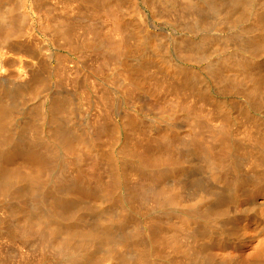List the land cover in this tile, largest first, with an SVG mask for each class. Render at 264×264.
I'll return each instance as SVG.
<instances>
[{
    "label": "rangeland",
    "instance_id": "374dc122",
    "mask_svg": "<svg viewBox=\"0 0 264 264\" xmlns=\"http://www.w3.org/2000/svg\"><path fill=\"white\" fill-rule=\"evenodd\" d=\"M111 1L118 2V0ZM241 1L239 12L241 13V11H244L242 13L244 16L242 14L240 15V13L239 15L245 21L238 23L236 21L238 15H235L232 19L233 21H230L231 25L236 24V26L234 25L235 28L233 25L230 27L231 25L229 23L224 25L223 28L225 27L228 30L224 29L221 37H228L230 34H232L230 37H233V34H236L240 28L250 30L256 27L257 23L256 20H254L256 19L255 15L262 9L264 0ZM101 2H103V0ZM223 2L226 4L225 0H223ZM228 3L229 1L227 4ZM241 3L244 5L241 6ZM88 5L90 6V4H87L86 8L85 5L82 7L76 0H2L1 8L3 10L14 8L15 10H13L12 14L15 16H12V25L10 23L8 24L6 18H4V20L0 19L1 26L5 24V26H7L6 28H9L7 30L6 28L4 29L5 26H2L5 32H12V30L15 31L17 29V33L15 31L13 34L14 36L12 34L3 33L4 31L1 30L4 38H0V89H5L16 95L14 96L15 100L12 99L9 102H13L11 105L13 104V107L15 106L17 113L18 111L22 113H18L22 116L18 115V117H16L17 115H14L16 119L12 127L15 125L16 129L11 128L15 130H13L14 139L16 137H18L16 138L18 140L23 138V136H20L23 132V123L28 122L29 118H32L34 122L37 123V134L39 133L43 141L40 140L39 136V140H37L38 142L41 141L39 143H42L43 146L45 139L47 141L48 139H52L53 131L56 126V116L53 110L56 105L59 106L63 103L66 107V103L69 104L65 116L63 115V120H65L64 124H67H65V126L72 132H75L76 135L84 136L86 139H88L86 136V128L88 124H90V121L94 123V121L96 122L102 119L101 121L104 122L106 118L107 120L105 119V122H107L106 127L108 126V130L104 134L101 133L102 131L100 130L97 131L98 129L95 130V135L96 133H98V135L101 134L100 139L95 142L93 140L94 144L91 145L90 149L85 143L82 145V141L77 142L81 145H78L81 149L78 150L80 152L82 151L83 158L80 162L82 165L81 167L80 163L74 164V161H72L73 165H75L74 171L76 169V172L78 170L88 172L94 161L93 159H96L98 156H100L102 160L114 163L113 165L115 167V165L121 164L122 160L120 156H123V151L125 148L127 149L128 146L131 148L133 146V148L135 147L138 151L140 148L142 149V147L151 148V146L154 145L152 147H155L156 153L162 151L163 155L170 154L176 165L181 166L175 172L171 171L167 173L168 175L156 183L158 190L176 189L175 191H177V196L180 200H178L180 203H177V205L179 204V207H183V211L180 209L182 212L179 211L177 213L181 214L178 215L174 212L176 214L175 216L174 213L171 214L166 210H158L157 212L155 211L156 213L147 211L145 216L146 209L141 207L142 210L145 209L144 212L142 211L144 214L139 210L140 212L134 217V222L118 229L120 233H123H119L120 235L132 234L134 232L132 228H136V224H139L141 227L149 224L156 237L158 234V238L156 239L160 243L156 248L157 252H153V264H260L263 262L264 224L262 223H264V196H262V194L264 195V185L256 181V176L264 171V166H261V168L263 167L262 169L260 167L256 169L254 166L257 170L255 171V169L250 166L252 157L247 151L252 144H264V105L260 103L257 98H252L247 94V89L253 86L252 83H242L241 85L235 83H219L211 74L212 65L210 64L219 61L218 59L221 60L225 48L228 49V51L231 49L230 51L234 52L235 47L227 46L224 44V40L223 43L220 39L215 43L217 41V39H215L216 41L214 40L212 42L213 44L211 43L209 45L212 47L209 49L207 46L206 49H204L206 52H203L204 55L199 59L187 58L184 55L186 58L181 61V59H178L179 57L175 58L177 54H174V50L172 51L173 46H170L169 43L168 46L169 49H171L170 54L172 58H169V60H172L174 65L173 68L176 69L177 63L178 66L181 63L179 68L185 65L184 71L179 70L180 78H183V82L175 83L171 77H169V81L167 80V74L173 77L176 71L172 68L168 69L169 67H166L164 60L151 62L153 64H145L144 62L140 64L132 59L135 52L134 46L137 44L138 37L140 36L139 30L136 32L138 28L137 15L135 14L136 9L140 7V9L145 12L148 23L151 24H149L151 27L150 29H152L151 31H154V29L157 30L158 34L161 35L160 39L162 38L161 40H164L162 42H164L165 45L168 43V41L165 40L166 37L176 38V36L179 37L180 34L181 36L183 35V37L189 34V38L191 37V39L188 37L186 38L189 41L191 40L190 42L186 40L185 37H182L189 44L193 40L198 42L197 40L204 35L203 31L196 29L199 31L197 32L195 28H189L192 26L186 27L184 23L173 18L175 16L170 10H165V13H160L161 10L157 8L145 6L142 0H121L118 7L116 4V7L112 4L115 10H113L114 8L111 10L112 5L107 9H101L102 7H100L101 5L99 3L95 5L96 8H99H97L98 10L96 9V11L95 9H91ZM241 8L247 10H241ZM103 13L105 15H103ZM111 13L115 14L113 15ZM167 13L171 14L172 17ZM246 14H248V16H246ZM109 15L111 18L113 17L112 20ZM164 15L169 17L166 18ZM117 17L120 20L122 18L124 34L121 33L123 30L120 29L118 25L119 28L116 25H112L113 22L116 23ZM114 18L117 19L115 20ZM210 19H212V17L207 20H209V22L214 21L213 19L210 21ZM200 26L198 28H200ZM71 27L72 29L74 28V30H72ZM202 27L205 29L206 25ZM10 28L12 30H10ZM116 28L122 31H119V33ZM185 28L187 32L184 31ZM261 28L262 27L258 28V30L257 28L254 29L255 33H260L262 30ZM188 29H190V31ZM1 31L0 37L2 36ZM71 33H73V35ZM5 34L10 36L8 37V35L6 36ZM215 35L217 36L216 33ZM7 38L9 39L5 41ZM255 38H257V35H255ZM124 42L127 43L132 49L131 52H133L131 59H129L127 63H124V65L132 69V76L136 81L135 86L138 85L134 89L131 87V90L128 88L127 83H124L126 77L124 75H119L116 70V63L114 65V62H116L114 59H116L118 54V48H120L119 46H123ZM195 42L193 41L192 43L195 44ZM254 42L259 47L258 49L260 51L262 48L264 49L263 38H258L254 40ZM175 48L174 45L173 49ZM260 51H258V53L259 56L261 55V60L255 68H253V71L256 72L258 68V72L255 73L257 74L256 79L263 81L264 55L262 54L264 50L262 53ZM207 54L209 55V57H206L208 59L205 58ZM211 58L216 61H211ZM200 59L202 61H200ZM229 74L237 77V75H243V72L233 71L229 72ZM184 81L186 83H184ZM261 84L264 86V83L261 82ZM178 88H180V93ZM129 90L131 91V96L123 97L124 94L126 95V91ZM184 90L186 92H184ZM163 103L166 105L164 106ZM159 104L166 108L169 106L168 109H175L178 112V117H176L177 120H171L172 122H160L157 126H154L150 120H147L142 124L141 130L136 128L137 131H134L132 128V120L136 118L134 115L135 111L138 109L142 111L143 114L146 113L147 115L146 111L149 109L148 118H152V116L158 115L155 114V111ZM103 106L106 110L103 109ZM106 106H109L108 109ZM101 112L102 114L104 112L106 113L102 115ZM190 115H193V118ZM103 116L105 117L104 119ZM147 122H150V124ZM209 127L213 128L209 129ZM218 132L223 133L222 141L220 140L222 136L220 135L221 137H217L218 135L215 134ZM209 134L210 136H208ZM225 134L228 135L225 136L226 138L224 137ZM214 135L217 136L215 137ZM199 138H202V140L198 142L197 139ZM226 139L227 141L232 139L230 143H235L233 145L236 148H233L232 153L236 152L237 154L238 151L239 154H232L233 158L231 157V160L238 158L236 161L237 163L232 162L236 165L235 167L233 164V168L236 169H234V171L239 172V174L238 172L235 174L237 176L239 175V182L235 187L231 184V179L219 173L218 167L211 166L210 163L206 162L208 161L206 155L212 157L213 154L217 155V152H222V149L226 148L225 145H228ZM218 140L220 141L218 142ZM202 141L204 145H202ZM209 142L212 143L210 144ZM223 142L225 144H223ZM167 143H169V146H172V148H170ZM140 144L142 147L139 146ZM149 144L150 146H148ZM237 145H239V148ZM200 146H205V148L203 149V147ZM151 150H154V148ZM164 150H166V153ZM168 151L170 152L168 153ZM226 151L227 149L225 152ZM259 153V150H252V156L255 155V159L257 156L261 158L264 156ZM21 158L23 159V157H20V159L19 157L15 158L16 161L13 160L14 158H11L13 162L11 163L10 161L11 167L15 172H18V174L28 176L30 175V170L28 171V168L21 166L23 164ZM76 166H78V168ZM122 170L121 168V171ZM231 172H233V170ZM253 172L256 175H253ZM256 172H258V174ZM254 177L256 178L254 179ZM251 179L253 180L251 181ZM254 181L258 183L255 184ZM256 185L258 186L256 187ZM174 186H176V188ZM208 188L210 190H207ZM215 189H217L216 192L220 189L228 190L225 194V206H220L221 210L225 209L227 212L226 215L220 220L210 221L211 223L208 222L205 224L203 221V223L199 222L201 220H197V217L196 220L194 219L195 217L192 218V213L189 214V216L187 215V211L196 212L198 209L200 213H205V215H211L207 211H213L214 213L213 208L217 206L214 204L215 200L204 202L202 198H205L204 195L207 191H209L207 192V194H209L211 191L214 192ZM203 193L205 194L203 195ZM259 193L261 194L259 195ZM193 196H197L195 197L196 199H194ZM10 199L11 198L7 199V197L0 195V264H55L56 261L59 262L57 259L53 261L55 258H52L53 255L49 253L48 254L51 255V261H49L50 256H47L48 254L45 253V258L43 257L44 253H41V242H39L38 237L35 238L36 236H32L35 238H33V241L31 237L28 238L29 242H26L28 239H22L24 242L21 240V237L18 236V230L21 229L20 226L27 216L25 212L23 210L21 211L18 207V200H15V198ZM88 200L90 201V199ZM200 202H202V204ZM206 203L207 206H204ZM199 204H201V207ZM190 205H193L192 207L195 205L196 207L192 208ZM197 205H199V208ZM208 206H212V208ZM85 207L86 208H82L81 211L79 210L78 216L79 218L81 217V221L85 222L84 224H86L87 228H89V225L90 227L95 225L94 227L96 228L98 226H96V224H98L100 219V221L108 220L114 212L109 206L104 208H96L93 206L91 210H88L91 206L89 208H87L88 206ZM40 208V212L42 213L44 211L42 208L44 207ZM184 208L187 210L186 212ZM187 218H192L193 220H188ZM95 222L96 224H94ZM14 228L16 230L18 228V232H16ZM127 228H129V230ZM109 229H111L110 231L113 233L115 228ZM116 230L117 228L115 232L118 233ZM121 230L123 232H121ZM200 231L202 232L201 235H197L196 233H200ZM116 233L114 237L117 239L120 235ZM162 234H164V236ZM194 236L196 238H194ZM202 240L204 243H201ZM189 244L192 246L190 247ZM204 244H206L205 248L201 247ZM206 246H208V249ZM200 251H203L201 252L202 255H200ZM206 251H208V253ZM258 252H260L259 256ZM101 253L104 254L103 252ZM101 253L98 255L100 256ZM189 253H192V257ZM203 255L205 256L204 258L202 257ZM131 256H133L132 253L130 257ZM164 256H166V258ZM260 257L262 261L257 260V258L260 259ZM248 259H250V262ZM129 262L130 261H127L128 264Z\"/></svg>",
    "mask_w": 264,
    "mask_h": 264
},
{
    "label": "bare ground",
    "instance_id": "6f19581e",
    "mask_svg": "<svg viewBox=\"0 0 264 264\" xmlns=\"http://www.w3.org/2000/svg\"><path fill=\"white\" fill-rule=\"evenodd\" d=\"M76 1L79 2V4H81L82 7L85 5V8H86L87 4H90V6L89 5L88 6L91 9L96 10L98 7L96 8L95 5H97L99 3L101 5V6L100 5L99 6L102 7L101 9H103V8L107 9L112 4H114V6L116 4L118 7L120 5L121 0H118V2H113L111 0H103V2H101L102 0L101 1L100 0H76ZM226 1L227 0H225V2ZM228 1H229V3L227 4ZM228 1L225 4L223 2V0H142V2L144 3L145 6H150V7L152 6L154 8H157L158 10L162 11V12L160 11V13H163V12L165 13V10L166 11L170 10V12H172L173 15L175 16V17H173L174 19L176 18L179 22L184 23L186 27L192 26L189 28H192V29L195 28V31H197L196 29L203 31L204 35L202 36V34H201L202 32H201L200 35L202 36V38L197 40L198 42H195V40H193L195 42V44L192 43L193 41L191 42L194 45H192L191 43L189 44L186 41V40H188L186 37L189 38V34H188V36H184L186 40L183 39L184 37H183V35L181 36V34L179 37L175 35L176 38H167L166 37L165 40H167L168 43L165 45V43L162 42L164 40H161L162 38L160 39L161 35L158 34L157 30H155L153 28L154 31H151L152 29H150L151 28L149 26L150 23H148L147 16L145 15V12L143 10H141L140 7L137 6L138 8L136 9L135 14L137 15L138 28H137L136 32L139 30L140 36L138 37L137 44L134 46L135 52L133 54L132 59L136 60L140 64L143 62L145 64H153L151 62H158L159 60L160 61L164 60L166 67H169L168 69L172 68L176 71L175 74L173 75V77L170 74H167L168 75L167 80L169 79V77H171L173 82L182 83L183 78L182 79L180 78L179 70L184 71L185 65H184V67L179 68L181 63L179 66L177 63L176 69L178 71L175 68H173L174 65L172 63V60H169V58L170 59H172V58H171V54H170L171 49H169L168 44L170 43V46L172 45L173 47L175 45L176 48L178 46V48H177L178 50L176 48H175L176 49L175 50L172 47V51L174 50V54L176 53L178 55L177 56L175 54L176 55L175 58L179 57L178 59H181V61H182L186 57L187 58H193V59H196V58L199 59L200 57H202L204 55L203 52H206V51H204V49H206L207 46L209 47V49L212 47V46L210 47L209 45L215 39H217V41L215 40L216 41L215 43L218 42V39H220V41L222 40V42L224 40L225 43L224 42L223 43L226 44L227 46L235 47L234 52H231L230 51L231 49L228 51V49L225 48L223 50L224 55H222L223 53L221 54L222 55L221 60L218 59L219 61L215 60L216 61L215 62L214 59L211 58L212 59L211 61L215 62L212 64L210 61V63H211L210 65H212L211 66L212 76L216 80H218L219 83H235V84H239V85H241L242 83H252L253 86L251 88L247 89V94L250 95V97H252V98H257V100H259L260 103H262L264 105V86H262V84H261V82L264 83V78L262 77L263 81L256 79L257 74H255V73L258 72V68H257L258 66L256 67L257 71L256 70H255L256 72L253 71V68H255V66L261 60V58H260L261 55L259 56V53H258V51H260L258 49L259 47L255 44L254 40H256L258 38L264 39V3L262 5V9H260V12H258L255 15L256 19H254V20H256L257 25L255 28L254 27L253 28L254 29L257 28V30H258V28L262 27L261 32L259 29L260 33H255V30L253 28L250 30H247V29L245 30V28L239 29V26H238L239 30L237 31L236 34H233V37H230L232 34H230L228 37L227 36L221 37V35H223L222 33L224 32V29L225 30L227 29L225 27L223 28V26L228 24V23L230 24V21H233L232 19L234 18L235 15H238L236 17V21L238 23H240L241 21L242 22L245 21L242 17H240V15L244 11H241V13L239 12L241 0L240 1L228 0ZM241 2H243V0ZM1 4H2V0H0V19L4 20V18H6V20H8V24L9 23L11 24L12 16H15L12 13H13V10H15V9L14 8H8L7 10H3L1 8ZM242 5H244V4L241 3V6ZM115 7H113V5H112V8L111 7L110 8H111V10L114 8L113 10H115ZM249 8H250V6H249ZM111 10H109V11L112 12ZM241 10L246 11L247 9L241 8ZM89 12H87V13H89ZM104 13H105V11H104ZM104 13H103V15L106 14V13L105 14ZM239 13H240V15H239ZM111 14L114 15L115 13H111ZM167 14H169V13H167ZM170 15L171 14H169V16ZM164 16H166V15H164ZM169 16H166V18ZM246 16H248V14H246ZM102 17H104V16H102ZM170 17H172V15ZM210 17H212V19L214 17H216V18L213 19L214 20L213 22L211 21L212 19H210L211 22H209V20H207V19ZM13 18H15V17H13ZM110 18H111V16H110ZM112 18H111V20H112ZM244 18H246V17H244ZM23 20H25V19H23ZM13 22H14V20H13ZM114 23L115 22H113V24L112 23L111 24L116 25V26L118 25L120 27V29H122L123 31L118 30L117 28L116 29L118 30V32L122 31L121 33L124 34V26L122 25V23H123L122 18H121V20L119 18L116 20L117 24L116 23L114 24ZM182 23H181V26H182ZM204 25H206L205 29H203V27H202ZM232 25L230 27H232ZM234 25L236 26V24H234ZM234 25H233V27H234ZM2 26H5V24ZM2 26L0 24V31L1 30L4 31V29L7 27V26H5L3 29ZM199 26H200V28H198ZM229 26H226V27H229ZM11 28H10V30L15 29L14 27L12 29ZM6 29L8 30L9 28H6ZM71 29H72V27H71ZM72 30H74V28ZM188 30L190 31V29H188ZM13 31L14 30H12V32L9 31L10 33L8 31L7 32L4 31L3 33H8L10 35L11 34L13 35L15 33V31L14 32ZM18 31H20V30H18ZM184 31L187 32V29L185 28ZM197 32H199V31H197ZM213 32H214V34H213ZM1 33H2V31H1ZM3 33H2V36L0 38H2V37L4 38ZM16 33H17V31H16ZM215 33L217 34V36L215 35ZM71 34L73 35V33H71ZM71 34H69V35H71ZM10 35H8V37ZM255 35H257V38H255ZM190 36H192V35H190ZM181 38H182V40H181ZM8 39L9 38H7L5 41H7ZM189 39H191V37ZM171 43H173L174 45ZM226 45H225V47H226ZM119 47L120 48H118V54L116 56V59H114L116 61V62H114V65L116 63V70H117L118 74L124 75L126 77L125 78L126 81L123 79L125 81L124 83H127L128 88H130V90H131V87H133L132 89H134L138 85L135 86L136 81L132 76V73H133L132 69H129V66H127V65L125 66L124 63H127V61L129 59H131V55L133 52H131L132 49L127 45L126 42L123 43V46H119ZM263 50L264 49L262 48L260 52L262 53ZM220 53H219V55H220ZM262 55H264V53ZM206 57H209V55L207 54L205 56V58ZM213 58H214V56H213ZM262 58H263V56H262ZM203 59H204V57H203ZM206 59H208V58H206ZM174 61H177V60H174ZM200 61H202V60L200 59ZM142 66H143V64H142ZM182 66H183V64H182ZM114 68H115V66H114ZM259 70H260V68H259ZM233 71L243 72V75H241V76L237 75V77L231 76V74H229V72H233ZM184 73H186V72H184ZM188 80H187V82H188ZM184 83H186V82L184 81ZM130 90L126 91V95L124 94V96L123 95L122 96L123 97H126V96L130 97L131 96ZM178 91H179V93L181 92L180 88H178ZM178 91H176V92H178ZM184 92H186V91L184 90ZM14 96H16V95H14L11 92L6 91L5 89H0V195L7 197V199L8 198H11V199L15 198V200H18V203H19L18 207L21 209V211L23 210L27 216L25 218V220L23 221V224L20 226L21 229L18 230V228H17V230L19 232L14 228L16 230V232H18V234H19L18 236L21 237V240L22 239L26 240V239L31 237L32 241H33L35 238L38 237L39 242H41V246H40L41 253H44L43 257L45 258V253L46 254L49 253V254L53 255L52 258H55V260H53V261H56V259L59 261V262L56 261V263L54 262L55 264H57V263L58 264H126L127 261H130L129 264H153L154 263L153 252L156 251V248L158 247V245L160 243L156 239V238H158V234L156 237L155 233L151 229L152 227H150L149 224L146 226H143V227L139 226V224H136V228L135 227H134V229L132 228V230H134V232L132 234H128L126 232L128 235H124V236L120 235L123 233H120V231L118 229L123 228L124 226H127L129 223L131 224V222H134L133 221L134 217L138 212H140L139 210H141V212L142 211L144 212V210L146 209L145 210V216H146L147 211H149L150 213H152V212L156 213L158 210L159 211L160 210H162V211L166 210L171 214L174 212L175 213L179 212L180 209L183 211V209H182L183 207L180 206L181 207L180 208L178 206L179 204L177 205V203H180L179 202L180 200L177 196V191H175L176 189L173 188L174 190L173 189L172 190L171 189L170 190L169 189L158 190V188L156 187L157 181L162 180L166 175H168L167 173H170L171 171L175 172L181 166L176 165L175 161L172 160L170 154L163 155L162 151L156 153L155 147H152L154 145H152L151 148L150 147H144L143 148L141 146V144H142L141 143L139 146L142 147V149L140 148V150H138V151L135 149V147L133 148L132 145H131L132 148L128 146L127 149L125 148L126 150L124 149V151H123L124 153L122 152L123 156H120L122 162H121V164H117V166L120 168V170L116 165L114 167V165H113L114 163H112L110 161L102 160L100 158V156H98V157L95 156L96 159H93L94 160L93 163L91 164V166L89 165L90 168L88 166V168H89L88 172H85L84 170H81V171L78 170L76 172V169L74 171L75 165H73L72 161H74V164H78L81 162V160L83 158L82 153H81L82 151L80 152L78 150V149H80L78 146V145H80V143H77V142L82 141L81 144L83 145V143H85L86 146H89V149H90L91 145L94 144L95 141H98L100 139L101 134L98 135V133H96V135H95V130L98 129L97 131L100 130V131H102L101 133H103V134L108 130V128H107L108 126L106 127L107 122H105L107 119L103 116V119L104 118L106 119V120L104 119V122L101 121L102 119L99 120L100 123H99V121H96V122L94 121V123H92V121H90V124H88V126L86 128V133H87L86 136L88 138V139H86V137H84V136L76 135L75 132H72L70 129H68L65 126L66 123L64 124L65 120H63V118L65 116V112L69 108L68 107L69 104L65 102L67 107L64 105V103L62 105H59V106L56 105L54 110H53V113L56 116V119H55L56 120V126H55L54 131H53L52 139H48V141L45 139V143L43 142L44 145L42 146V143H39V142H41L43 140L39 136V133L37 134V129H36L37 123L34 122V120L32 118H29L28 122H26V123L24 122L25 124L23 123V125H24L23 126V132H22V135H20V136H23V138L19 137L20 139L18 140V139H16L18 137H16L14 139V131L15 130L13 129L14 130L13 131L11 129V128H15V125L12 127V124H14L15 119H16L14 117V115L15 116L17 115L16 117H18V115L21 113L20 111L17 110L18 113L20 112L18 114L16 112L15 106L13 107V104L11 105V103H13V102H11V103L9 102L15 98ZM21 96H22V94H21ZM22 99H23V97H22ZM16 101H17V99H16ZM160 104H159L157 110L155 111V114H158V115L152 116V118H148L149 109H148V111H146L147 115H146V113L143 114L142 111H139L137 109L134 113L136 118L132 120L133 121L132 122L133 130L137 131L136 128L141 130L142 124H144L147 120H150L154 126H157L158 123H160V122H166V121L172 122L171 120H177L176 117H178L177 116L178 112L175 109L174 110L171 108L168 109L169 106H167L168 108L164 107L166 104L163 103L164 104V106L162 105L163 107ZM108 107L106 106L107 109H108ZM14 109H15V112L17 114L14 112ZM103 109H104V106H103ZM104 110H106V109H104ZM189 111H190V109H189ZM105 113L106 112H104L103 114H105ZM101 114H102V112H101ZM102 115H101V117H102ZM19 116H22V115H19ZM106 116H108V115H106ZM187 116H189V115H187ZM190 116H192V118H193V115H190ZM109 117H110V115H109ZM195 117H196V115H195ZM92 120H94V119H92ZM19 121H21V120H19ZM147 123L150 124V122H147ZM16 124H18V123H16ZM205 124H207V123H205ZM95 125H96V127H95ZM211 128H213V127H211ZM211 128L209 127V129H211ZM222 128H220V129H222ZM11 130L13 131V133ZM200 133H202V132H200ZM16 134H17V131H16ZM82 134H84V133H82ZM103 134H102V136H103ZM215 134L218 135V136L214 135L215 137L216 136L217 137L222 136V138H220V140L223 139V133L218 132ZM226 135L227 134H225L224 137ZM38 136L40 137V140H41L39 142H38V140H39ZM208 136H210V134ZM196 138H198V137H196ZM101 139H102V137H101ZM232 139H229L228 140L229 142L226 139L228 145H225L226 146L225 149L223 148L224 152L222 149V152H217V155L213 154L214 157L213 156L209 157V155H206L207 160H208L206 162L210 163L211 166L218 167L219 173L224 175L225 177H228L229 179H231L230 182L235 187V186H237V184L239 182V178H238L239 175L238 176L235 175L238 171H236V172L234 171V169H235V168H233L234 163H232V162H236L238 158L237 157H236L237 159L234 158L235 159V161H234V159L231 160V157H232V154L237 155L238 151L235 149L237 151V154H236V152L232 153L233 148H236L233 145V144H235L234 142H233V144L230 143V140H232ZM93 140H94V142H93ZM197 140L199 142L200 140H202V138H199ZM220 140H218V142ZM252 142H254V141H252ZM257 142H259V141H257ZM138 143H137V145H138ZM167 144L169 146V143H167ZM206 144H207V142H206ZM223 144H225V143L223 142ZM194 145H195V143H194ZM202 145H204L203 141H202ZM263 145L262 144H257V145L252 144L251 147H249V150L247 151V153L252 157V161L250 163V166H252L254 169H255V167H256V169H258L259 167L261 168V166H264V158H263L264 156L262 158L257 156V158L255 159L256 156L255 155L252 156V150H257V151L259 150V152L261 153V154L260 153L259 154L264 155ZM148 146H150V144ZM206 146H208V145H206ZM237 146L239 148V145H237ZM200 147H203V146H200ZM84 148H85V146H84ZM152 148H154V150H151ZM170 148H172V146ZM204 148H205V146L203 147V149ZM245 148H247V147H245ZM226 149H227V151L225 152ZM164 151L166 153V150H164ZM169 152L170 151H168V153ZM17 157H19V159H20V157H23V159L21 158L23 160V164L21 166L28 168V171L30 170V175L22 176V175L18 174V172H15V170L12 169L10 161L13 158H14L13 160H15V158H17ZM107 160H109V159H107ZM111 161H112V157H111ZM84 162H86V161H84ZM115 162H117V161H115ZM11 163H13V162L11 161ZM19 163H21V162H19ZM81 166L82 165L80 163V167ZM76 167L78 168V166H76ZM235 167H236V165H235ZM121 168L123 169L122 171H121ZM256 169H255V171H257ZM261 169H259V170H261ZM232 170H233V172H231ZM262 172L259 174H258V172H256L258 174V176H256L257 178L254 177V179L256 178V181H258L259 184L264 185V171H262ZM26 173H27V171H26ZM238 174H239V172H238ZM253 175H256V174L254 173ZM252 180L253 179H251V181ZM258 182L254 181L255 184ZM257 186L258 185H256V187ZM174 187L176 188V186H174ZM194 189H196V188H194ZM258 189H259V187H258ZM207 190H210V189L208 188ZM231 190H232V188H231ZM216 191H217V189H215L214 192L211 191V193H209V194H207V192H209V191H207L206 194L203 193V195L205 194L204 199L201 196V198H202V200H204V202L205 201L208 202V200L209 201L215 200V203H214V201H213V203L216 204L217 206L214 207L212 205L214 207L213 208L214 213H213V211L212 212L207 211L211 215H208V214L205 215V213H200V211L198 209L199 205L201 207V204H202V202H200L201 204L197 205L198 208H196V209H198V210H196L197 213L195 211L188 212L184 208L185 212L187 211V213H188L187 215L189 216V214L192 213V215H193L192 218L195 217L194 219L196 220V217H197V220L200 219L201 221H199V222L203 221L204 224L208 223L210 221L212 222V221L220 220L224 215L227 214L225 209L221 210L220 206H225L224 205L226 202L225 194L228 192V190L227 189H220V190H218V192H216ZM260 194L261 193H259V195ZM262 196H264V195L262 194ZM195 197H197V196H195ZM195 197H194V199H196ZM199 198H200V196H199ZM88 199H90V201ZM204 202H203V204H204ZM259 202H260V200H259ZM39 206L44 207V208H42V210H44L42 213L40 212L41 208ZM85 206H88L87 208H89L91 206L88 210H91V208H93V206L96 208L97 207L104 208V207L109 206L111 209L114 210V212L111 214V216L108 220L100 221L101 220L100 219L98 224H96V222H95L94 224H96V226L98 225L96 228L94 227L95 225L91 226V227L89 225V228H87L86 224H84L85 222L81 221L80 220L81 217L79 218V216H78L79 210L81 211L82 208H86ZM190 206L192 207L193 205H190ZM204 206H207V203ZM212 206L211 207L208 206V207L212 208ZM141 207L142 208L144 207L145 209L142 210ZM195 207L196 206L194 205V207H192V208H195ZM187 208H188V206H187ZM215 208H216V210H215ZM205 210H207V209H205ZM182 211H180V212H182ZM201 212H203V211H201ZM142 213H141V215H142ZM177 214L180 215L181 213H177ZM21 215H23V214H21ZM175 216H176V214H175ZM192 218H190V219L193 220ZM16 219H17V217H16ZM190 219H188V220H190ZM149 222H150V220H149ZM214 223H212V224H214ZM262 224H264V223H262ZM16 226H17V224H16ZM109 228H115V229L117 228L116 231H118V233L115 232V229H114V232L116 234L120 233L119 238H117L118 240L116 239V237H114L115 233L113 232L114 233V235H113V233H111V231H110L111 229H109ZM127 229L129 230V228H127ZM122 230H121V232L124 231V230L123 231ZM206 230H207V228H206ZM201 233L202 232L200 231V233H196V234L201 235ZM212 233H213V231H212ZM162 235L164 236V234H162ZM32 236H36V237L34 238ZM203 236H206V235H203ZM194 238H196V237L194 236ZM17 239H19V238H17ZM211 239H213V238H211ZM30 241H31V239H30ZM159 241H160V239H159ZM26 242H29V239ZM157 242H158V244H157ZM167 243H168V241H167ZM201 243H204L203 240ZM205 245L206 244H204L201 247L205 248ZM191 246L192 245H190V247ZM193 246H194V244H193ZM207 247L208 246H206V248ZM204 248H201V249H204ZM193 249H194V247H193ZM159 250H158V252H159ZM193 251H195V250H193ZM262 251H264V250H262ZM101 252H103L104 254H102ZM201 252H203V251H200V255H202ZM206 252L208 253V251H206ZM260 252H258V256H259ZM100 253L103 256L100 255L101 256L100 257L98 255ZM131 253L133 254V256H131L132 258L130 257ZM49 254L47 256H50V260L47 257L46 258L49 261H51V255H49ZM186 254H185V256H186ZM189 254H191V257H192V253H189ZM193 255H194V253H193ZM262 256H264V255L262 254ZM164 257L166 258V256H164ZM202 257L204 258L205 256L203 255ZM251 257H249V258H251ZM261 257H260V259L257 258V260L260 261L262 259ZM129 258H131V259H129ZM178 258H180V257H178ZM249 260L250 259H248V261ZM262 260H264V259H262ZM184 262H186V261H184ZM51 263H53V262H51ZM252 263H253V261H252ZM261 263H264V261ZM18 264H20V263H18Z\"/></svg>",
    "mask_w": 264,
    "mask_h": 264
}]
</instances>
